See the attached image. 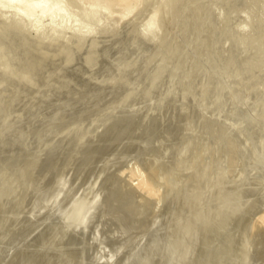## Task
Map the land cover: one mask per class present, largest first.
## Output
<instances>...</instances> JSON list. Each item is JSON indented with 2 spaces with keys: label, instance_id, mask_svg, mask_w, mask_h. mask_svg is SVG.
I'll use <instances>...</instances> for the list:
<instances>
[{
  "label": "rangeland",
  "instance_id": "1",
  "mask_svg": "<svg viewBox=\"0 0 264 264\" xmlns=\"http://www.w3.org/2000/svg\"><path fill=\"white\" fill-rule=\"evenodd\" d=\"M3 1L5 4V0ZM13 1L20 4H12L11 0V3H6L3 7L0 0L2 8H0V218L3 217L0 225L4 223L0 233H5L9 229L8 234H0L2 252L0 262L7 252L9 255L17 248L18 242L27 241L33 234L31 232L36 231V225L39 227L42 222H45L44 220L53 217L52 215L58 217L59 211L67 207L66 205L63 207L62 204L68 201L71 203L84 189V185L88 186L91 181H94L93 177L100 171L103 175H99L98 180L100 177L101 179L97 182L104 187L95 183V188L98 191L101 187L98 193L100 195L102 193V199L104 198L107 202L102 200L100 195L94 199L93 204L92 202L89 204L84 218L89 220V223L87 224V221L85 224L72 223L70 226L73 230L70 228V232L72 231V235H75L73 234L75 232L77 235L80 232L88 235L90 225L100 221L98 218L101 220L105 218L108 214L106 212H109L108 217H118V215L121 216L120 213L124 215L122 208L123 211L126 209L124 212L127 214L129 209L131 211L135 208L132 210L133 214L130 212L128 214V216L131 215L130 219L133 223L130 235L132 239H135L140 229L138 225L146 229L145 222H150L156 216L161 203L164 202V187L169 181L166 177L174 178L173 173L176 174L180 169L176 165H180L184 154L188 158L190 153L199 148V153L196 155L202 157L205 150H200L201 144L208 143L211 140L208 137L212 138L211 135H213L212 140L209 141L211 148L215 144V146L219 145L224 139L227 144L230 140L231 142L235 140L234 144L230 143L233 147L232 151L236 148L234 145L236 146L237 141L234 134L238 133L245 141L253 145L258 136L261 135L264 138V131H262L264 127V0H128V4L123 3L125 9L122 7L123 4L114 5L115 1L110 0H22L25 1L24 4L20 0ZM10 4L14 6L10 7ZM18 5L22 6L23 10ZM15 6L17 12L19 9L18 14H14ZM27 6L33 7L34 10L30 12ZM25 8L28 12L24 10ZM38 8L41 11L45 10L43 16H41L43 13L39 14ZM25 11L28 14H25ZM47 11L51 12L48 14ZM228 100L232 105L227 102ZM211 101L213 102L210 104ZM224 112L228 113L229 117ZM214 114L220 117V120ZM243 115L251 117L245 116L248 119L246 121ZM255 117L256 124L251 121V118ZM203 121L209 128L204 126ZM212 122H219V126L217 123L214 124L215 129ZM248 122L254 124L250 123L247 127ZM251 127L258 131L256 136ZM204 128L206 130L208 128L205 133ZM249 128L250 132H254L252 134L248 131L253 137L248 132L242 133ZM84 129L86 131L83 135ZM185 130L189 132L187 131L186 134ZM76 131H79L81 135ZM115 131H118L119 138L122 136L120 141L118 136L114 137L115 139L112 137L109 139L113 142L118 139L116 145L107 140L108 135L110 137ZM87 132L89 133L85 135ZM202 138L206 139V142ZM184 142L188 143L183 148ZM111 145L115 147L111 149ZM103 147H105L104 150ZM185 148L188 150V152L186 150L187 153H183ZM209 148L205 154L211 151ZM180 149L183 151L181 152ZM95 151L96 153L100 151L99 155H96ZM228 151L227 160L232 154ZM256 151L264 156V146H258ZM91 154L92 157L89 156ZM151 155L159 159V169L161 168L159 176H154L155 181H153L157 182L155 185L152 184V180L150 182V177H147L149 179L147 181L155 187V189L152 188L154 192L152 195L136 186L135 178L138 174L135 177L132 176L138 170L142 173L146 170L144 169L146 159ZM181 155H183L182 158H177ZM94 159L96 163L93 162ZM100 160L102 163H99ZM234 162L233 165L229 162V166H234ZM98 163L102 166L100 167ZM86 167L89 172L85 169ZM92 167L96 170L94 171ZM171 167L175 169L171 170ZM116 168L121 169L122 172L120 173L121 170L118 171ZM167 168L169 170H166ZM165 172L171 173L168 176ZM90 174L93 176H89ZM114 175L119 177L118 181L121 179V185L117 183L118 181L115 183ZM104 177L107 178L104 179ZM112 179H115L114 182ZM22 180L26 182L25 185L21 182ZM123 180L127 181V184ZM42 182L44 190L40 191L41 186L38 184L42 185ZM48 183H54L56 186L51 184V187L57 188L52 187L53 192H51ZM249 183L250 181L244 178L232 188L235 189L237 186L238 190L243 188L242 191L249 192ZM20 184L24 187L27 185L25 187L27 189L22 186L23 190ZM112 184L115 186L114 189ZM12 185L13 192L16 190L14 193L17 194L15 199ZM57 185H61L59 192H57L59 190ZM132 188H135V191ZM19 189L23 191L17 192ZM70 190L74 191L71 195ZM48 191H50L49 194H47ZM260 194L264 195V185L262 193L256 194L255 197H259ZM49 195L56 196L49 197ZM106 196L108 197L105 198ZM39 197L41 201L42 199L45 201L37 205L38 201L40 202ZM123 197L126 198L123 199ZM261 197L258 200L259 206L261 205V208L258 207V212L264 213V199L262 200ZM12 198L15 200V205L19 206H16L18 212L16 210V213L10 216L8 213L12 211V207L15 208ZM20 199H23L26 204ZM98 199L106 204L102 202L99 208ZM117 201H119L117 205L120 202L121 204L116 207ZM260 202L263 203L260 204ZM3 207H6V210H3ZM95 207H98L97 211H93ZM113 208H121L119 209L121 212L116 209L111 214L110 210ZM22 213L24 215H21ZM47 213L50 216L47 217ZM101 213L105 214L104 217ZM44 217L47 218L44 219ZM27 219H30L32 228ZM258 220L255 213L251 223L254 226L251 224L249 226V233H252L248 248L251 246V252L247 250L250 253H247L249 255L247 257L250 263L252 261L255 264L257 259L256 264H264V227L262 224V227L260 226V222L258 224ZM79 224L82 226L79 227ZM8 227H13L11 232H14L11 234L24 235H21L20 240L15 238L14 247L10 245L13 236L9 237L11 234ZM18 229L20 233L17 232ZM115 230L116 227L109 224L102 228L104 234L100 236H92L89 239L87 235H84L86 244L81 241L83 242L81 249L86 251V247L93 245L97 255H105L109 239H112L111 242L118 239V236L110 234ZM83 235L77 237L83 240ZM1 237L4 240L8 238L9 242ZM23 237H25L24 241H22ZM126 237H123L125 239L120 246L122 249L119 248L120 251L118 250L119 253L117 252L114 263L111 262V264L116 262L122 264L124 259L122 254L133 246V240L130 241L131 236L128 234ZM5 249L7 252L4 251ZM3 253H6L5 256ZM90 259L85 260L98 263L96 262L98 259L94 258L95 261L93 258L92 261Z\"/></svg>",
  "mask_w": 264,
  "mask_h": 264
},
{
  "label": "bare ground",
  "instance_id": "2",
  "mask_svg": "<svg viewBox=\"0 0 264 264\" xmlns=\"http://www.w3.org/2000/svg\"><path fill=\"white\" fill-rule=\"evenodd\" d=\"M1 1H2V4H3L4 1L3 0H1ZM6 1L7 0H5V4H3L4 5L3 7H5L6 3H8V4L11 3L10 2L11 0H9L7 2ZM20 1H22V0H20ZM41 1H39V3ZM110 1H115V3L114 2H111V3L112 4L114 3V5H118L119 3L120 4H123V3L125 4V3H127L128 0H110ZM12 2H13L12 4H17L18 3V2L15 3L16 1H13V0H12ZM24 2L22 1L21 3L24 4ZM2 4H1V6H2ZM12 4H10V7L11 6H14ZM18 4H20V2ZM38 4H37V6H38ZM124 4L122 5L123 8H124ZM8 6H6V7H8ZM16 6H15L16 10H13V11H16V13H14V14H18V12H19V9H18V12H17V7ZM31 6L34 7V5H31ZM18 7H20V5H18ZM21 7H20V9H21ZM27 7H29V6H27ZM41 7H42V5H41ZM32 8H30V7L28 8V9H30L29 10L30 12H32L31 10H34ZM11 9H13V8H11ZM21 10H23V8ZM24 10H26V8ZM38 10H39V8H38ZM47 10H49V8ZM26 11L28 12V10H26ZM26 11L24 13L25 14H28V13H26ZM40 11L41 10H39V14L43 13V11L45 13V10L44 9H43V11H41V12ZM49 12H51V11H49ZM49 12H48V14H49ZM44 13L41 16H43ZM95 27H97V26H95ZM216 96H217V94H216ZM222 100L224 101V99H222ZM219 101H217V102H219ZM212 102L213 101H211L210 104ZM227 102L230 103L229 100ZM230 104L232 105V103H230ZM222 105H223V103H222ZM220 107H221V105H220ZM223 108H224V106H223ZM228 109H229V107H228ZM231 109H233V108H231ZM234 109H235V106H234ZM225 111H228V110L225 109ZM232 112H234V111H232ZM229 113H230V111H229ZM225 114H227V116H228V113H225ZM239 114L240 113H238V115ZM253 114L256 115L254 112H253ZM238 115H237V117H239ZM214 116H215V114H214ZM243 116L245 117L247 115H243ZM249 116H247V117L249 118ZM215 117H217L220 120V117H218V116H215ZM201 119H203V118H201ZM255 119H256V117L255 118H251V121L254 122ZM244 120L247 121L248 119L246 118ZM204 121H205V119H204ZM204 121L202 123H204V126H205V122ZM206 121H208V120H206ZM221 121H222V119H221ZM246 121H245V124H246ZM242 122H244V121H242ZM253 122H250V123L251 124H254L255 122L254 123ZM216 123L219 126V122H216ZM216 123H213L212 122V126L214 127V124H216ZM250 123L248 122V126L247 127L250 126ZM208 124H209V122H208ZM222 124H224V123H222ZM88 126H89V124H88ZM206 126H207V123H206ZM226 126H227V124H226ZM203 127H201V128H203ZM83 128H85V126ZM83 128H81V129L83 130ZM208 128H207V130L204 128L205 129V130H203L204 133H205V131H208ZM214 128L216 129V127H214ZM220 128H222L221 124H220ZM237 128H238V126H237ZM243 128H244V126H243ZM86 129L88 131V127ZM86 129H84L83 135H84V132L86 131ZM215 129H214V131H215ZM217 129H218V127H217ZM252 129H254V128H252ZM258 130H259V128H258ZM112 131H114V130H112ZM118 131H121L122 132V130H118ZM118 131L117 132L115 131L114 133L112 132V134L110 135V137L108 135L107 140H109L111 137H112V139H115L117 136H118L117 138H119ZM187 131L185 132L186 134L189 132V131L188 132ZM212 131H213V129H212ZM222 131H220V132H222ZM248 131L249 132L251 131L250 128H249V130L247 129V131H243L242 133H246ZM254 131H255V136H256V134L258 133V131L255 130V129H254ZM262 131H264V127H263V130ZM236 132H237V130H236ZM88 133L89 132H87L85 135H87ZM123 133H124V131H123ZM250 133L254 134V132H250ZM250 133H249V135H250ZM259 133H261V131ZM78 134L81 135L80 132ZM186 134H185V136L187 137ZM252 134L250 136H252ZM73 135H76V134H73ZM79 135H77V136H79ZM94 135H96V133H94ZM201 135H204V134H201ZM120 136H121V134H120ZM181 136H182V134H181ZM263 136H264V132H263ZM183 137H182V139H183ZM211 137L213 138V135H211ZM120 138H119V141H120ZM200 138L201 137H199V139ZM208 138L212 140V138H210V136ZM234 138L237 139L236 146L234 145V147H236L234 149V151H232V148L233 147H231V144L230 143L234 144V141L235 140L232 141V142H231V140H230V142L228 141L229 144H230L229 145V144L226 143L225 139L223 138L224 141L223 140L222 141L220 140L221 143L220 142H219L220 144L217 143V144H219V145H217L218 147L215 146L216 145L215 144L211 148V146H209L210 145L209 141H211V140H209L208 143H207L206 142V139L205 140L203 139L206 143H203L202 142L203 144H201L200 150H205L204 153H202V157H200L201 155L200 156L196 155V153H199V148L197 149V147H196L197 150H195L193 153H190V156L188 155V158L186 157L185 154H184V158H182L183 155H181V157H177V158H182L181 161L178 159V161H180V165L179 166H178V164L176 165L177 168H180V169L176 173L177 175L174 174L173 171H172V173H173V176L172 177H174V178L170 179V178L166 177V180H169V181H168V183L165 181L167 183V185L164 183V186L165 185L166 186L164 187L165 188L164 189L165 196H164V199H163L164 202H162L163 204L161 203L160 209H158L157 214L155 213L156 216L155 217L152 216V218L153 217L154 218L152 220H150V222H148V221L145 222L146 229L145 228L142 229V227L140 225H138L140 227V229H139L138 233L135 235L136 236L135 239L134 238L132 239V235H130V232H132L133 223L131 222L132 219H130V216L131 215L128 216L129 212L133 214V211L132 210L135 209V208L131 209L132 212L129 211L130 210L129 209L128 210V214L124 212V211H126V209L123 211V208L122 209L119 208V209L122 210V212H123L124 215H122L120 213L121 216H119V215H118V217L117 216H114L115 218L114 217H108L107 215L109 214V212H106L108 214H106V217L103 218L102 220H101V218H98L99 217L98 215L100 213H97L98 214V215L96 214L98 216L97 218L100 219V221H96L95 223H92L90 225V228L89 229L87 227V229L89 230L88 231V235L87 234H84V235L85 236L87 235L89 237V239H91L90 237H92V236H100V235L104 234V233H102V228L104 226H108L109 224H111L113 227H116L115 232H112L110 234L116 235V237L118 236V239H116L114 242H111L112 239H109L108 244H106V248H105L106 249V254L105 255H97L96 252H95L94 246L93 245L90 246V244L88 245L90 247H86V245H85V247L87 248L86 251L83 250V249H81L82 243L83 242L85 243V241H86L84 239L85 237H84L83 233L81 234V232H80V234L77 235L76 232H75V233H73L75 235H72V231L70 232V228L72 227L70 225L72 223H75L76 224V222H78V223L79 222H82L83 224H85L86 223L85 221H87V224L89 223L88 222L89 220H85L84 218L86 217L87 211L89 209V204H91V202L94 201V199H97V197L100 195L98 192H100L99 190L101 189V187H99L100 189L98 191H96V188H95V186H96L95 183H97V184L99 183V182H97V180L99 178V175H101V171H100V173H96L97 176H94L93 177V180L94 181H91L90 180L91 182H90V184L88 186H85L83 184L84 185V189L81 190V192L78 195L76 193H74L77 196L75 197V199L71 203H70V201H68L70 204L68 202L62 204L63 207H64V205H66L67 207H64L62 210H60L59 208H61V207L59 206L58 209L60 210L59 211L60 213L58 212L59 213V216L58 217H54V215H52L53 213L52 214L50 213L53 217H49L48 219H46L48 216H50L47 213V215H46L47 217H44V219H46V220L43 219L45 222H42V224L39 227H37L38 225H36L35 226L36 227V229H35L36 231L35 232H31V233H33L32 235H30V233H28L30 235V237L27 239V241H25L23 243H19L18 242L17 243V246H16L17 248L15 247L16 249L15 250L13 249L14 251L11 252V254H9V255H7L8 254V252H7L8 248H7V250L5 249L4 251L7 252V254L6 253H3V254H4V256L6 254V256H5L6 259H4L5 258L4 256H3L4 258L1 257L3 259H2V262H0V264H111V262H113L115 260V257L117 256V252H118L120 246L123 245L122 243H123V240L125 239L123 237L124 236L125 237L128 236V234H129V236H131L130 237L131 240L130 239L129 240L131 242L133 240V246L130 249H128L126 252H124L122 254L124 256V259H122V264H251L252 261L250 263L249 260H248L249 257H247V256H249V255H247V253L250 254L249 252H251V250H250V247L251 246H249V248H248V244L250 243V242L248 243V241L250 240V234L252 233V232L249 233L250 232L249 231V226H250V224L254 220V214L255 213H257V216L259 218L258 224L260 222V226L262 227V225H263V227H264V213H259L258 212V207L261 208V205L259 206V202H258V200L260 199L259 197L264 196V195H261L260 194L259 197L258 196H256L257 198L255 197L256 194H258L260 192L262 193L263 185H264V156L261 153L260 154L257 153V151H256V149L258 148V146H260V145L264 146V144H263L264 143V138L261 135L258 136L257 140L255 138L256 143H254V145H253V143H250V142L248 143L247 141H245L244 138H242V136H240L238 133L237 134H234ZM216 139H218V138H216ZM109 141H112V140H109ZM108 143H106V144H108ZM114 143H115V145L118 144V139H117V141L113 142V144ZM187 143L184 142L183 148H184L185 144H187ZM115 145H113V146L111 145L112 146L111 149H113V147H115ZM180 145H182V144L180 143ZM199 145H200V143L198 144V146ZM193 146L195 147L196 145H193ZM117 147H119V146H117ZM117 147H116V151H117ZM208 147L211 148V151L208 152V154H205V153H207ZM104 148L105 147H103V150H104ZM179 148H180V146H179ZM210 148H209V150H210ZM109 149H110V147H109ZM111 149H110V151H111ZM188 149H189V147H188ZM180 150H178V152ZM184 150L185 151L183 153H187L188 152L187 148H185ZM186 150H187V152H186ZM228 150H230V152L232 153L231 155L229 154L230 155V157H229L230 159L229 160H227V157H226V153H227ZM96 151H95V153H96ZM116 151H115V153H117ZM182 151L183 150H181V152ZM190 152H191V150H190ZM97 153H96V155H99L100 151H99L98 154ZM105 154L107 155V152ZM112 154L115 155L114 153H112ZM203 154H204V156H203ZM100 155L102 156V154H100ZM106 155H104V156H106ZM108 155L110 156V154H108ZM89 156L92 157V154L89 155ZM89 156H87V157H89ZM96 157H98V156H96ZM96 157H94V158L97 159ZM106 157H105V159H107ZM102 158L104 159L103 156H102ZM95 159L93 160V162L96 161ZM83 160H82V164H84L83 163L84 162ZM97 162H98V160H97ZM100 162L102 163V160H100L99 163ZM159 162L160 161H159V159L156 158V156H152L151 155V156H149L146 159V163H145L146 164L145 165L146 168L144 167V169H146L144 171L145 173L144 172L142 173V171L138 170V171H140L139 173H138V171H136L137 173L135 172L134 175L131 174L134 177L138 174L136 176V178H135L136 179V186H138L141 189L143 188L146 191V193H149L151 195H152V192H153L152 188L155 189V187H152V184L154 183V185H155L157 183V182H154L155 181V177H157V175L159 176V173H160V170H161V168L159 169V166H160ZM176 162H177V159H176ZM229 162H231L232 165H233V162H234V166H232V165H231L232 167L229 166ZM94 163H96V162H94ZM99 163H98V165L100 166ZM110 164H113V163H110ZM115 164L118 165L117 163H115ZM95 165H97V164H95ZM120 165H122V164H120ZM124 165H125V163H124ZM235 165H237V167H235ZM86 166L88 167V162H87V165ZM107 166H109V165H107ZM87 167L85 169L88 170V172H89V169ZM113 167L114 166L112 165V168ZM121 167H124L125 168V166H123V165ZM168 168L166 170H169ZM92 169L94 171L96 170L93 167H92ZM98 169L100 170V168H98ZM113 169H115V168H113ZM121 169H117V170L119 171ZM173 169H175V168L171 167V170H173ZM249 169H250V171H248ZM91 170H90V172H91ZM108 170H110V169L108 168ZM108 170H107V173L109 172ZM122 170L120 171V173L122 172ZM28 173H29V171H28ZM93 173L94 172H92V174ZM105 173H104V176L106 175ZM146 173H148L149 176L146 175ZM165 173L169 176V174L171 172H169V174H168V172H165ZM92 174H90L89 176H93ZM174 175H176V176H174ZM132 176H130V177H132ZM95 177H97V178L95 179ZM107 177H104V179H106ZM134 177H132V178H134ZM147 177H150L149 178L150 179V182H151V180L152 181L154 180L152 182V184L147 181V179H148ZM5 178H3V179H5ZM114 178L116 180L115 179H112V181L114 182V180H115V183H116V181H118V178L119 177L118 176L115 177V175H114ZM244 178H247L250 181V183H249L250 190L248 188H246V189L249 190V192L246 189H245L246 191H242L243 188H240L239 187L240 185L238 187L241 190L240 189L238 190L237 189V186L235 187V189L232 188L234 185H237V183H239ZM100 179H101V177H100ZM23 180H25V178ZM23 180L21 182H24ZM120 180L121 179H119V181L117 182L118 184L121 183ZM125 180H123V181L127 184V181H125ZM102 181L103 180H101V182ZM109 181H110V184H111V180L110 179H109ZM17 182H19V181L17 180ZM88 182H89V180H88ZM243 182H245V180ZM54 183H51V184H54ZM63 183H61V185ZM87 183H85V184H87ZM106 183L108 184V182H106ZM115 183H113V184L116 186ZM25 184H26V182H24V185ZM43 184H44L43 182H42V185L40 183L38 184V185L41 186L39 188V189H41L40 191H42V189H43V187H42ZM49 184L50 183H48V185ZM51 184L49 185L50 187H51ZM100 184H98V185L99 186H102V184L101 185ZM103 184H104V182H103ZM13 185H15V184L13 183ZM13 185H12V192H13ZM46 185H47V183H46ZM61 185H57L58 188H59V190L57 192H59L61 190V187H59ZM159 185H160V183H159ZM20 186L22 188L23 185L20 184ZM115 186L113 187V189L115 188ZM31 187H32V184H31ZM52 187H51V192H53L52 191ZM102 187H104V185ZM53 188L56 189L57 187L56 188L53 187ZM22 189L17 190V192L18 191L20 192ZM25 189H27V188H25ZM29 189H30V187H29ZM49 189L50 188H48V190ZM79 189H81V188H79ZM160 189H162V187ZM73 190H75V189H73ZM73 190H70L71 192L69 191L70 192V195H71V193H72ZM27 192H29V190H27ZM49 192L50 191H48L47 194H49ZM55 192H56V190H55ZM77 192H79V191H77ZM110 192H111V190H110ZM15 193H14V195H15ZM158 193H160V192H158ZM19 194H21V193H19ZM24 194H26V193H24ZM111 194H112V192H111ZM127 194H128V192H127ZM153 194H154V192H153ZM16 195L14 196V199H15ZM33 195L35 196L34 193H33ZM56 195H58V193ZM56 195H53V196H56ZM67 195L70 196L68 193H67ZM101 195H102V193H101ZM50 196H52V195H49V197ZM110 196H109V198L112 197V196L111 197ZM159 196H161V195H159ZM30 197H31V195H30ZM47 197H48V195H47ZM72 197H73V194H72ZM102 197L103 196H101L100 198L102 199ZM107 197L108 196H106L105 198H107ZM39 198H40V202L39 201H38V203L36 202L37 205H40L41 202L45 201V199L44 200L42 199V201H41V197H39ZM42 198H44V196ZM125 198L123 197V199H125ZM14 199L12 198V201ZM23 199L25 200V197ZM23 199H20V200L23 201ZM70 199H71V197H70ZM261 199L263 200L264 197H261ZM68 200H69V198H68ZM107 200H110V199H107ZM12 201H11V203H12ZM35 201H37V199ZM47 201H48V199H47ZM65 201H66V199H65ZM98 201H99V199H98ZM104 201L107 202L105 199H104ZM13 202H14L13 205H15V200ZM18 202H19V200H18ZM23 202H21V203H23ZM102 202L99 201V208H100V204ZM105 202H103V203H105ZM118 202L119 201H117L116 205H115V202H114V205L116 207L121 204V202H120V204L117 205ZM159 202H161V201L159 200ZM159 202H157V203L159 204ZM263 202H264V200H263ZM263 202H260V204L263 203ZM11 203H10V205H11ZM24 203L26 204V202H24ZM17 204H19V203H17ZM23 204H21V205L23 206ZM92 204H93V202H92ZM114 205H111V206L113 207ZM16 206H19V205H15V208H13L11 206L12 207V211L11 212L9 211L10 213H8V214H10V216H13V214L16 213L15 212L16 210L18 212V209H16ZM3 208H4L3 210H6L5 209L6 207H3ZM9 208H7V209L9 210ZM95 208H97V209H95ZM95 208H94L95 210L93 209V211H97L98 210V207H95ZM23 209H24V206H23ZM116 209H117V211L119 210L118 208H116ZM116 209L113 208V210H110L111 214H112V211H114ZM93 211H92V214H93ZM104 211H106V210L104 209ZM259 211H260V209H259ZM119 212H121V211L119 210ZM119 212H118V214H119ZM57 214H55V215H57ZM94 214H95V212H94ZM155 214H153V215H155ZM21 215H24V214L22 213ZM101 215H102V213H101ZM103 215H105V214H103ZM42 216H45V215H42ZM21 217H20V220H21ZM88 217H91V216H88ZM1 218H3V217L1 216ZM1 218H0V220H1ZM97 218H95V219H97ZM17 219H18V217H17ZM22 219H24V218H22ZM37 219H39V217ZM95 219H93V220L95 221ZM27 220H28V224H30L31 223V222L29 223V220L30 219H27ZM6 221H8V220H6ZM9 221H11V219H9ZM21 221H23V220H21ZM33 221L34 222L35 221L37 222L39 220H33ZM17 222H19V221L17 220ZM14 223H13V225L15 227V224H17V223H15V224ZM26 223H27V221L25 220V224ZM7 224H9V223H7ZM7 224H5V225H7ZM11 224H12V222H11ZM75 224H73V226H75ZM2 225H4V223H2ZM2 225H0V226H2ZM251 225H253V224H251ZM255 225H257V224H255ZM29 226L31 227V224ZM81 226L79 224V227H81ZM10 227H8V228H10ZM83 227H86V226L83 225ZM0 228L2 229L4 227L2 226ZM12 228H10V233L9 234H11L12 232H14V231L11 232V229ZM5 229H3V230H5ZM26 229H28V228H26ZM33 229H32V231H33ZM8 230H7V232H8ZM19 230L20 229H18L17 232ZM29 230L30 229H28V231ZM80 230H81V228H80ZM24 231H25V229H24ZM78 231H79V228H78ZM78 231H77V233H79ZM7 232L5 231V233L4 232L3 233L6 235ZM20 232L21 231H19V233ZM26 233H27V230H26ZM85 233H87V232H85ZM13 234L9 235V237L10 236H13V237H11V240H10V245L12 244L11 246L15 245V242H16L15 238L20 240L21 237L24 236L22 234H17V233H16V235H13ZM29 235H26V236H29ZM82 235H83V240H80L81 237L79 238L77 236H82ZM3 237H4V235H3ZM251 237H253V236H251ZM24 238L25 237L22 238V241H24L23 240ZM1 239L4 240V238H2V237H1ZM7 240H8V238H7ZM7 240H4V241L7 242ZM81 241H83V242L81 243ZM128 241H126V243ZM8 242H9V240H8ZM1 243L3 244V242H1ZM252 244H253V242H252ZM6 247H8V246H6ZM9 249H10V247H9ZM120 249H122V247ZM2 250H3V248H2ZM81 250H83L85 252H83V251L81 252ZM247 250H249V252ZM9 252H10V250H9ZM0 253H2L1 250H0ZM0 255H2V254H0ZM86 258H91V259L92 258L93 259L95 258L96 260L98 259V261H96L98 263L89 262V261H87L89 259L85 260ZM95 259H94V261H95ZM255 260L257 262V259H255ZM260 260H263V259H260ZM256 262H255V264H256ZM116 264H117V262H116Z\"/></svg>",
  "mask_w": 264,
  "mask_h": 264
}]
</instances>
